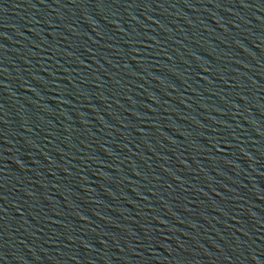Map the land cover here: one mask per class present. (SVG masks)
<instances>
[{"label": "water", "instance_id": "95a60500", "mask_svg": "<svg viewBox=\"0 0 264 264\" xmlns=\"http://www.w3.org/2000/svg\"><path fill=\"white\" fill-rule=\"evenodd\" d=\"M0 264H264V0H0Z\"/></svg>", "mask_w": 264, "mask_h": 264}]
</instances>
